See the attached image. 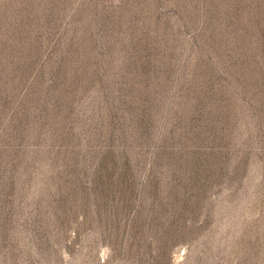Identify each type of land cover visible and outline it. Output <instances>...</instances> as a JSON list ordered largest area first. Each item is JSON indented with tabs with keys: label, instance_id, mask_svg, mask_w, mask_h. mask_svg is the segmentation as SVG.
<instances>
[{
	"label": "rangeland",
	"instance_id": "rangeland-1",
	"mask_svg": "<svg viewBox=\"0 0 264 264\" xmlns=\"http://www.w3.org/2000/svg\"><path fill=\"white\" fill-rule=\"evenodd\" d=\"M0 264H264V0H0Z\"/></svg>",
	"mask_w": 264,
	"mask_h": 264
}]
</instances>
